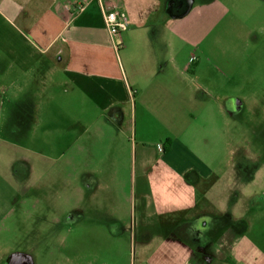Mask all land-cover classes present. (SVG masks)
Wrapping results in <instances>:
<instances>
[{
	"label": "crops",
	"instance_id": "0c3cea01",
	"mask_svg": "<svg viewBox=\"0 0 264 264\" xmlns=\"http://www.w3.org/2000/svg\"><path fill=\"white\" fill-rule=\"evenodd\" d=\"M202 2L0 0V188L60 200L85 175L94 213L28 234L38 263L18 264H264V202L223 165L232 87L205 48L217 3ZM108 11L128 22L116 36Z\"/></svg>",
	"mask_w": 264,
	"mask_h": 264
},
{
	"label": "rangeland",
	"instance_id": "374dc122",
	"mask_svg": "<svg viewBox=\"0 0 264 264\" xmlns=\"http://www.w3.org/2000/svg\"><path fill=\"white\" fill-rule=\"evenodd\" d=\"M198 1H203L206 6L214 1L217 3L214 13L219 19L218 24H222L215 33L205 32V48L207 57H213L224 75V88L232 87L222 95L223 103L233 117L230 136L226 138L224 135L220 144L225 154L231 153L229 159H224L223 165L238 169L240 183L252 185L255 200L260 205L264 202V1L233 0V4L230 0ZM219 1L228 6L219 7ZM196 38V33L192 31L191 39ZM83 131L80 128L81 135ZM19 168V165L15 166V169ZM36 177L37 174H31V181ZM76 177L79 188L62 190L60 200L59 192L50 189L39 198L41 195L37 191L31 197L24 195V191L9 192L0 188V207L5 203L3 208L11 210L7 213L11 217L7 224L9 228L0 224L3 227L0 232L4 233L0 238V250L4 252L7 263L11 259L25 260V257L38 263L39 256L34 252L30 254L29 244L33 242L28 238L30 233L56 229L66 232L72 230L78 221L83 229H87L89 218L94 213L87 203L86 176L78 174ZM49 178L45 179L46 184H49ZM3 179H10V175L2 174L0 182ZM13 182L16 186L22 185L20 172L13 174ZM126 194L128 202L131 195L128 191ZM263 211L256 216H264ZM255 233L264 237V219L256 221Z\"/></svg>",
	"mask_w": 264,
	"mask_h": 264
},
{
	"label": "built area",
	"instance_id": "2783aa9c",
	"mask_svg": "<svg viewBox=\"0 0 264 264\" xmlns=\"http://www.w3.org/2000/svg\"><path fill=\"white\" fill-rule=\"evenodd\" d=\"M80 10H82V8H80ZM105 23L109 33L112 36H116L120 34L128 27V22L126 18L123 15H121L118 11L106 12ZM194 60L196 59L194 58ZM159 150L163 151L162 146H159Z\"/></svg>",
	"mask_w": 264,
	"mask_h": 264
},
{
	"label": "flooded vegetation",
	"instance_id": "af4514ba",
	"mask_svg": "<svg viewBox=\"0 0 264 264\" xmlns=\"http://www.w3.org/2000/svg\"><path fill=\"white\" fill-rule=\"evenodd\" d=\"M18 260H19V259H15V262L13 261L12 264H13V263H14V264H18V262H19Z\"/></svg>",
	"mask_w": 264,
	"mask_h": 264
}]
</instances>
